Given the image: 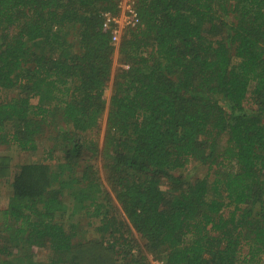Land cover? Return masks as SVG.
Wrapping results in <instances>:
<instances>
[{
  "label": "trees",
  "instance_id": "trees-1",
  "mask_svg": "<svg viewBox=\"0 0 264 264\" xmlns=\"http://www.w3.org/2000/svg\"><path fill=\"white\" fill-rule=\"evenodd\" d=\"M119 1L0 0V264H264V0Z\"/></svg>",
  "mask_w": 264,
  "mask_h": 264
},
{
  "label": "rangeland",
  "instance_id": "rangeland-1",
  "mask_svg": "<svg viewBox=\"0 0 264 264\" xmlns=\"http://www.w3.org/2000/svg\"><path fill=\"white\" fill-rule=\"evenodd\" d=\"M118 58V57H117ZM119 67V63L117 62L116 69ZM113 91V84L111 83L109 86V89L106 93V98L108 101H110L111 95ZM7 94H3L0 92V101H2ZM8 96V95H7ZM105 122V121H104ZM47 144V143H46ZM8 157L9 158V164L12 171H16L18 166L33 162L36 159H39L42 157V152L38 153V155H33L30 153L22 152L17 147L12 146H0V157ZM207 169L201 165L199 162H193L191 163L186 169L182 171V173L188 178V179H195L198 177L203 176L206 173ZM11 178H2L0 180V208H4L8 204V191H9V185H10ZM164 189H166V186H163ZM39 260H46L47 254L46 253H40L37 255ZM151 259L153 261V264H155L157 259H154L153 256H151Z\"/></svg>",
  "mask_w": 264,
  "mask_h": 264
},
{
  "label": "built area",
  "instance_id": "built-area-1",
  "mask_svg": "<svg viewBox=\"0 0 264 264\" xmlns=\"http://www.w3.org/2000/svg\"><path fill=\"white\" fill-rule=\"evenodd\" d=\"M103 17L107 28L120 41L126 30L136 28L140 23L138 0H120L118 11H106ZM125 67L129 68L128 65ZM155 264H162V262L158 260Z\"/></svg>",
  "mask_w": 264,
  "mask_h": 264
}]
</instances>
